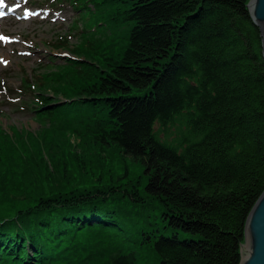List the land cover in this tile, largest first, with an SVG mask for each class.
<instances>
[{
  "label": "trees",
  "instance_id": "1",
  "mask_svg": "<svg viewBox=\"0 0 264 264\" xmlns=\"http://www.w3.org/2000/svg\"><path fill=\"white\" fill-rule=\"evenodd\" d=\"M69 1L81 40L22 77L48 122L11 134L0 118V264H240L264 191L249 0ZM178 118L177 139L155 131ZM111 148L143 177L105 176Z\"/></svg>",
  "mask_w": 264,
  "mask_h": 264
},
{
  "label": "rangeland",
  "instance_id": "2",
  "mask_svg": "<svg viewBox=\"0 0 264 264\" xmlns=\"http://www.w3.org/2000/svg\"><path fill=\"white\" fill-rule=\"evenodd\" d=\"M0 5L4 14L0 16V36L5 38L0 40L1 123L11 134L12 127L37 132L48 121L32 110L33 95L21 87L22 77L64 63L70 51L56 45L79 42L86 16L69 0H2ZM183 128L179 118L168 126L159 121L155 124L159 136L170 141L177 139ZM110 152L108 156L100 152L110 158L103 167L105 176L112 171L116 176L143 177L142 165L123 157L119 150L111 148Z\"/></svg>",
  "mask_w": 264,
  "mask_h": 264
},
{
  "label": "water",
  "instance_id": "3",
  "mask_svg": "<svg viewBox=\"0 0 264 264\" xmlns=\"http://www.w3.org/2000/svg\"><path fill=\"white\" fill-rule=\"evenodd\" d=\"M248 5L264 38V0H249ZM241 252L240 264H264V191L248 215Z\"/></svg>",
  "mask_w": 264,
  "mask_h": 264
},
{
  "label": "snow or ice",
  "instance_id": "4",
  "mask_svg": "<svg viewBox=\"0 0 264 264\" xmlns=\"http://www.w3.org/2000/svg\"><path fill=\"white\" fill-rule=\"evenodd\" d=\"M0 3H2V0H0ZM4 14L2 13V12H0V16H3ZM2 39H5L4 37H2V36H0V40H2ZM0 62H3V61H0ZM4 63H6V62H4Z\"/></svg>",
  "mask_w": 264,
  "mask_h": 264
},
{
  "label": "bare ground",
  "instance_id": "5",
  "mask_svg": "<svg viewBox=\"0 0 264 264\" xmlns=\"http://www.w3.org/2000/svg\"><path fill=\"white\" fill-rule=\"evenodd\" d=\"M1 6V5H0ZM70 55V54H69Z\"/></svg>",
  "mask_w": 264,
  "mask_h": 264
}]
</instances>
